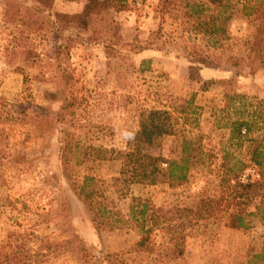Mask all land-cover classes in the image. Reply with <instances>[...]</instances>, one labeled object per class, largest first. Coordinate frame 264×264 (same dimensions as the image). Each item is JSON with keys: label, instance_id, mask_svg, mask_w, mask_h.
Returning a JSON list of instances; mask_svg holds the SVG:
<instances>
[{"label": "rangeland", "instance_id": "obj_1", "mask_svg": "<svg viewBox=\"0 0 264 264\" xmlns=\"http://www.w3.org/2000/svg\"><path fill=\"white\" fill-rule=\"evenodd\" d=\"M86 1L48 2L55 11L76 14ZM159 1L136 0L134 8L112 13L115 30L103 22L86 33L68 29L73 47L60 60L58 34L7 22L8 0H0V264H264L253 257L264 250L261 222L250 215L247 229L233 228L229 204L230 184L261 178L248 138H232L230 121L251 118L259 128L247 136L264 133V0H224V8L187 0L204 6L202 22L232 13L227 37L218 43L198 29L200 19L186 18V0L160 17ZM59 63L71 75L66 92L75 101L66 123L58 120ZM191 66L202 79L224 82H199ZM186 100L189 108L179 112ZM155 110L172 115L173 131L147 150L164 162L180 158L186 139L196 141L189 179L133 185L121 199L105 189L116 215L111 228L97 231L69 176L80 182L93 174L110 183L121 162L78 165L75 159L66 170L60 139L76 134L84 143L85 131L71 126L76 122L92 128L87 143L125 149L130 133L150 123ZM14 155L20 162L8 158ZM133 195L158 209L165 224L151 234L152 252L135 250L141 232L131 218ZM171 235L184 236L183 256H174Z\"/></svg>", "mask_w": 264, "mask_h": 264}, {"label": "trees", "instance_id": "obj_2", "mask_svg": "<svg viewBox=\"0 0 264 264\" xmlns=\"http://www.w3.org/2000/svg\"><path fill=\"white\" fill-rule=\"evenodd\" d=\"M26 1L8 0L5 7V19L9 23H19L21 25L19 26H24L23 28L27 31H41L47 28L55 31L62 41L57 51V56L60 60H62L60 57L73 47L74 33L68 37L65 36V32L68 29H81L86 33L92 25L103 22L105 27H109L107 29L108 31L115 30L117 29V25L114 23L112 13L132 9L136 2V0H131V3H129V0H87L80 13L69 14L53 10L52 4L48 2L50 0H32L29 6H27ZM177 1L160 0L156 9V15L160 17L176 9L174 7L177 5ZM209 2L218 5L220 8L225 7L224 0H209ZM185 4L186 18L200 19L201 22L198 23V29L207 32L210 40H213V43H218L221 36L224 38L227 37V23L232 13H224L222 11L223 14L216 17L218 20L214 16H207V21L209 19H214L215 21L202 22L201 13L203 14L205 12L204 6L201 3L187 0ZM24 10L29 12V14ZM204 16L206 17V15ZM178 17L176 15V18ZM199 62L203 64L207 63L204 58H201ZM58 67L64 85V88L61 90L62 105L58 112V120L60 123H66L71 122L72 119H70V116L73 113V107L75 105L74 99L66 92V88L70 86L72 78L66 67L60 63ZM189 71L193 79L204 84L224 82L217 78L202 79L197 75V67L194 66H191ZM190 103L191 101L189 100L183 101L178 111L186 112ZM236 112H240L238 108ZM151 114L150 123H146L138 130L130 133L125 149H107L103 145H95L92 143L93 140L91 143H87L88 139H92L89 137L90 132L92 133V128H89V124L77 126L76 122H73L71 125L85 131V135L80 136L84 142L83 144L77 139L76 134H73L70 139L66 137L60 139V159L66 170L73 168L72 164L75 162V159H77L76 164L78 165H94L106 159H117L121 162L119 175L112 177L110 183L105 181V179L97 178L93 174L85 175L84 179L80 182L72 180L71 176H69L72 188L86 206L97 231L111 228L113 217L116 215L113 211V200L105 195V189L111 188L112 194L117 199H121L128 195L133 185H154L165 181L171 185H181L188 181L189 172L196 164V160H198V155L194 153L196 150L194 145L197 142L192 139H186L182 143L179 159L163 162L161 157H157L148 152L147 149L155 144L158 137L164 134H171L173 131V117L168 111L155 110ZM230 122L232 138L237 137L239 140L248 138L250 158L258 167L262 168L260 179L248 183H241L235 180L233 184L229 185L231 194L229 204L234 208L231 218L232 227L247 229L249 227L247 217L255 215L264 228V133L248 137L247 135L249 133L259 128V122L256 123L255 120L252 121L248 117L240 116L231 119ZM2 157L5 158L6 156ZM14 157L18 158L13 159L14 161L20 162L18 155L8 158L11 159ZM164 164H166V167L163 166ZM251 205H253V209L249 210L248 208ZM157 211L158 209H151L141 197L133 195L131 218L135 220L136 226L141 232V238L135 244L136 251L152 252L154 250L151 242V234L155 230L164 228L165 226V224L162 225ZM167 229H170V226ZM183 238L184 236L182 235H171V240H176L173 243L175 257H181L184 254L185 247L183 245ZM253 257L260 259V262L264 263V250L261 253L255 254Z\"/></svg>", "mask_w": 264, "mask_h": 264}]
</instances>
